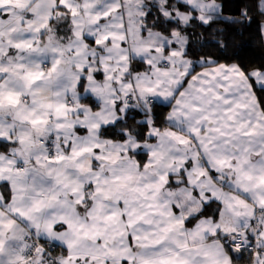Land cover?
<instances>
[{"label":"snow or ice","instance_id":"6c2138e0","mask_svg":"<svg viewBox=\"0 0 264 264\" xmlns=\"http://www.w3.org/2000/svg\"><path fill=\"white\" fill-rule=\"evenodd\" d=\"M253 23L264 47V0H0V264H264Z\"/></svg>","mask_w":264,"mask_h":264},{"label":"trees","instance_id":"16d2710c","mask_svg":"<svg viewBox=\"0 0 264 264\" xmlns=\"http://www.w3.org/2000/svg\"><path fill=\"white\" fill-rule=\"evenodd\" d=\"M223 3L224 13L226 15H236L246 3H251V0H223ZM220 27H223V25H221ZM235 27L240 26L236 25ZM229 31H231V29H229ZM232 41L233 47L229 49V55H231L234 50L240 51L245 60L255 59L261 55H264V47L260 45V42L256 37L255 23H253L251 28L245 30V34L243 36L232 33ZM212 51L215 50L212 49Z\"/></svg>","mask_w":264,"mask_h":264}]
</instances>
